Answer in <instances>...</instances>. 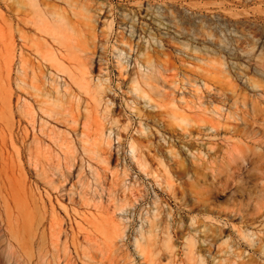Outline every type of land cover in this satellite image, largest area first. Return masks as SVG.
Listing matches in <instances>:
<instances>
[{"label":"rangeland","instance_id":"obj_1","mask_svg":"<svg viewBox=\"0 0 264 264\" xmlns=\"http://www.w3.org/2000/svg\"><path fill=\"white\" fill-rule=\"evenodd\" d=\"M0 264H264V0H0Z\"/></svg>","mask_w":264,"mask_h":264}]
</instances>
